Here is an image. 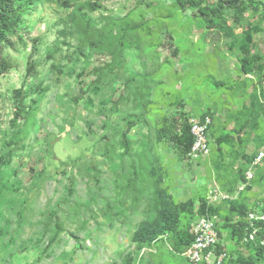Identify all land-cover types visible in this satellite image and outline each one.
I'll return each instance as SVG.
<instances>
[{"label": "rangeland", "instance_id": "rangeland-1", "mask_svg": "<svg viewBox=\"0 0 264 264\" xmlns=\"http://www.w3.org/2000/svg\"><path fill=\"white\" fill-rule=\"evenodd\" d=\"M250 1L244 20L229 9L212 25L176 0L23 2L2 51L0 264H190L182 233L201 198L235 192L248 170L243 199L264 209V0ZM245 50L262 68L242 70ZM207 114L199 159L180 129ZM159 189L194 203L173 230L134 242ZM230 201L211 210L225 264H264V222L244 241Z\"/></svg>", "mask_w": 264, "mask_h": 264}, {"label": "trees", "instance_id": "trees-1", "mask_svg": "<svg viewBox=\"0 0 264 264\" xmlns=\"http://www.w3.org/2000/svg\"><path fill=\"white\" fill-rule=\"evenodd\" d=\"M24 1L27 0H0V74L6 71L11 65V62L6 57L2 56L4 46L3 42H7L9 33L19 26V22L21 20L20 11ZM176 3L183 10L189 7L197 8L199 14L207 20L209 25H212L213 20L216 18L223 17L229 9L232 10L234 19L240 22L245 19L246 12L253 8L250 0H214L205 4H203L201 0H176ZM244 52L245 56L242 59L241 67L245 73L248 74L253 72L257 66L262 68V65L256 63L258 59L256 55H248L246 50ZM180 132L181 136L179 137V143L185 150L190 151L193 144V136L191 133L190 124L184 125L180 129ZM124 141H128L126 134L124 135ZM245 173L242 177L244 180ZM243 193L244 191L239 194L238 199H234L229 202L233 209L238 211L241 215L244 214L246 216L245 222L233 226V232L239 234L240 237L243 236L244 232L247 233L246 231H248V228L252 229L247 219L249 205L243 199ZM158 196L159 207L157 209L156 216L153 219H144L139 222L132 235V240L134 242L146 243L154 241L158 237L173 230L178 224L181 213L185 209L186 205H192L194 203L192 200H189L185 203H176L169 199L164 189L158 190ZM201 200L200 215L212 214V211H215V208L212 206H215V204L208 203L207 197H202ZM262 213L264 214V209L262 210ZM263 222L264 220L254 221L255 225ZM245 235L247 234H244L243 238ZM182 239L188 244L189 247L193 241L190 228L183 231ZM250 241L253 240H249L247 242ZM229 257L225 260L224 264L229 260Z\"/></svg>", "mask_w": 264, "mask_h": 264}, {"label": "built area", "instance_id": "built-area-1", "mask_svg": "<svg viewBox=\"0 0 264 264\" xmlns=\"http://www.w3.org/2000/svg\"><path fill=\"white\" fill-rule=\"evenodd\" d=\"M212 124V118L209 114L199 120L190 122V129L193 136V144L189 154L199 159H205L210 155L211 147L209 143V128ZM264 158V150L255 156L254 163L260 162ZM254 172L248 170L245 173V182H242L235 192H228L221 189H215L207 197L208 203H214L219 200H234L239 198V194L246 190L251 184ZM258 203V202H257ZM248 221L255 228V220H264V214L256 206V202L249 203ZM217 215L203 214L192 223L190 233L193 241L188 247L186 258L190 264H224L229 257L228 249L222 241L221 223H218ZM251 228L243 238L249 241L255 238Z\"/></svg>", "mask_w": 264, "mask_h": 264}]
</instances>
